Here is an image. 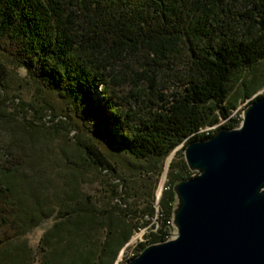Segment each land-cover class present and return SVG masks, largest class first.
<instances>
[{
	"label": "trees",
	"instance_id": "1",
	"mask_svg": "<svg viewBox=\"0 0 264 264\" xmlns=\"http://www.w3.org/2000/svg\"><path fill=\"white\" fill-rule=\"evenodd\" d=\"M0 48L104 146L159 162L179 145L183 152L191 140L235 128L230 94L264 62V0H0ZM218 116L228 123L202 130ZM83 152L95 167H110L93 144ZM8 165L0 162V263L34 264L8 247L27 221L26 190ZM181 166L160 195V227L146 245L167 239L173 183L197 175ZM56 217L37 264H113L133 231L101 219L88 196Z\"/></svg>",
	"mask_w": 264,
	"mask_h": 264
},
{
	"label": "rangeland",
	"instance_id": "2",
	"mask_svg": "<svg viewBox=\"0 0 264 264\" xmlns=\"http://www.w3.org/2000/svg\"><path fill=\"white\" fill-rule=\"evenodd\" d=\"M263 75L261 62L246 72L232 90L228 101L233 106L229 117L237 121L234 127L240 124L248 103L264 94ZM243 88L250 92L247 96L241 94ZM227 123V119L218 116L215 124L202 130L212 133ZM87 143L103 153L110 167L102 169L91 164L83 152ZM180 148L181 145L162 161L148 162L132 158L116 147L104 146L81 128L54 92L29 77L0 48V162H12L8 167L22 180L27 193L25 230L8 247L16 253L33 255L34 264L41 256V238L58 221V211L66 205L73 207L85 196L101 211L105 222L133 228L113 263L124 264L125 257L136 251V245H146L152 232L160 227L156 216L158 200L171 173L182 170L184 158L178 155ZM189 172L190 176L197 174ZM162 177L164 183L158 190ZM150 207L154 208L152 217L146 212ZM104 232L99 229L97 235ZM174 232L171 224L166 228V237L171 238Z\"/></svg>",
	"mask_w": 264,
	"mask_h": 264
},
{
	"label": "water",
	"instance_id": "3",
	"mask_svg": "<svg viewBox=\"0 0 264 264\" xmlns=\"http://www.w3.org/2000/svg\"><path fill=\"white\" fill-rule=\"evenodd\" d=\"M183 158L197 175L172 185L173 236L124 264H264V95Z\"/></svg>",
	"mask_w": 264,
	"mask_h": 264
},
{
	"label": "built area",
	"instance_id": "4",
	"mask_svg": "<svg viewBox=\"0 0 264 264\" xmlns=\"http://www.w3.org/2000/svg\"><path fill=\"white\" fill-rule=\"evenodd\" d=\"M157 216V215H156ZM168 223H169V226L171 225V221H168ZM166 237V236H165ZM167 239H168V237H167ZM135 239H133V241H134ZM132 242V241H131ZM133 253H135V252H133ZM132 255V253H130V254H128L126 257H125V262L128 260V259H130V256Z\"/></svg>",
	"mask_w": 264,
	"mask_h": 264
},
{
	"label": "bare ground",
	"instance_id": "5",
	"mask_svg": "<svg viewBox=\"0 0 264 264\" xmlns=\"http://www.w3.org/2000/svg\"><path fill=\"white\" fill-rule=\"evenodd\" d=\"M163 183H164V177L161 178V181H160V183H159V188H158V190H161V187H162ZM132 255H133V254H132ZM132 255H131V256H132ZM131 256H130V257H131ZM130 259H131V258H130ZM128 260H129V259H128Z\"/></svg>",
	"mask_w": 264,
	"mask_h": 264
}]
</instances>
